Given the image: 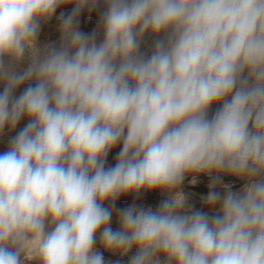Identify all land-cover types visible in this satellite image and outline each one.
Here are the masks:
<instances>
[{
    "label": "clouds",
    "instance_id": "1",
    "mask_svg": "<svg viewBox=\"0 0 264 264\" xmlns=\"http://www.w3.org/2000/svg\"><path fill=\"white\" fill-rule=\"evenodd\" d=\"M103 2L0 0V264H264V0Z\"/></svg>",
    "mask_w": 264,
    "mask_h": 264
},
{
    "label": "rangeland",
    "instance_id": "2",
    "mask_svg": "<svg viewBox=\"0 0 264 264\" xmlns=\"http://www.w3.org/2000/svg\"><path fill=\"white\" fill-rule=\"evenodd\" d=\"M104 2L103 0H100V3L95 11H93L91 14L87 10L81 13L80 19H79V28L81 31L85 33H90L93 29H95L98 25L100 13L103 10ZM71 11V6L61 7L57 10L55 16L46 24H42L41 32L38 38V44L41 48L47 47L52 44L59 43V32H58V25L60 23L61 16L67 15ZM102 39V34H98V40ZM151 48V38L146 37L144 43L142 44V51L143 52H150ZM0 91H2V87H0ZM23 91V88L19 89L17 91V95H19V92ZM215 107V106H214ZM214 110V108H213ZM27 123L26 120H22L20 124L18 125L17 131L19 128H22ZM11 135H15V133H8L7 130L5 132V135L3 137H0V153L7 150L8 147V141L10 139ZM119 146L115 148L108 156L107 160V166H112L116 162L117 153L119 152ZM189 180H191V177L186 178L182 190L186 193L191 194V199L189 201L190 204L195 205L198 209L207 210L203 207L199 197L200 194L207 192V184H208V178L201 176L198 178V183L196 185H191L189 183ZM225 182H233L235 184L236 188L240 187L239 181H234L231 177H224ZM163 198L162 194L159 192H142L139 197H134L133 194H129L127 196L121 197L117 202V207L123 208L127 207L128 205L132 203H136L138 206L143 207H152L154 210L158 207L161 199ZM116 227L115 219L113 220V228ZM135 250H133L134 252ZM133 253L130 252L128 256L130 257ZM106 259H112L116 260L119 257L113 256L110 253L105 252L104 253ZM122 264H127V258L122 259Z\"/></svg>",
    "mask_w": 264,
    "mask_h": 264
}]
</instances>
